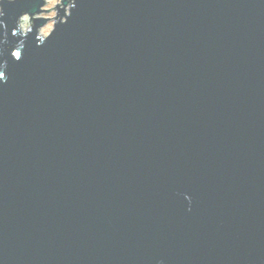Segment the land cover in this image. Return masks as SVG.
<instances>
[{"label": "water", "instance_id": "obj_1", "mask_svg": "<svg viewBox=\"0 0 264 264\" xmlns=\"http://www.w3.org/2000/svg\"><path fill=\"white\" fill-rule=\"evenodd\" d=\"M61 1L0 0V264H264V0Z\"/></svg>", "mask_w": 264, "mask_h": 264}, {"label": "rangeland", "instance_id": "obj_2", "mask_svg": "<svg viewBox=\"0 0 264 264\" xmlns=\"http://www.w3.org/2000/svg\"><path fill=\"white\" fill-rule=\"evenodd\" d=\"M61 0H46L45 2V6L44 9H49V8H53L56 6V3H61ZM62 6V4L60 5ZM71 6V3L69 2V5L67 6V11L69 10ZM0 11H1V7H0ZM57 11L58 8L56 9H50L49 11H46L39 14L42 17H56L57 15ZM25 16V15H24ZM27 18L26 19H22L21 21V27L23 28V30H27L30 27V24H32V20L30 22V16L26 15ZM56 22V18H49V20L47 21V23H45L44 27L41 28L40 30V34L42 36H46L47 34L50 33V31L54 28V23Z\"/></svg>", "mask_w": 264, "mask_h": 264}, {"label": "snow or ice", "instance_id": "obj_3", "mask_svg": "<svg viewBox=\"0 0 264 264\" xmlns=\"http://www.w3.org/2000/svg\"><path fill=\"white\" fill-rule=\"evenodd\" d=\"M13 55L16 56V57H19L20 53L19 52H15V53H13ZM0 75H2V74H0Z\"/></svg>", "mask_w": 264, "mask_h": 264}, {"label": "clouds", "instance_id": "obj_4", "mask_svg": "<svg viewBox=\"0 0 264 264\" xmlns=\"http://www.w3.org/2000/svg\"><path fill=\"white\" fill-rule=\"evenodd\" d=\"M2 14H3L2 11H0V15H2ZM23 18H24V19L27 18L26 14H25V16H24Z\"/></svg>", "mask_w": 264, "mask_h": 264}]
</instances>
